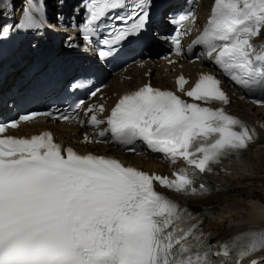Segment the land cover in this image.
I'll return each instance as SVG.
<instances>
[{
	"label": "snow or ice",
	"instance_id": "6c2138e0",
	"mask_svg": "<svg viewBox=\"0 0 264 264\" xmlns=\"http://www.w3.org/2000/svg\"><path fill=\"white\" fill-rule=\"evenodd\" d=\"M148 0H89L85 31L95 33L109 13L124 27L113 26L111 46L144 29ZM30 4L18 27H38ZM189 11L174 23H194ZM132 21V23H128ZM264 30V0H214L210 16L193 45H202L205 55L221 73L246 93L261 95L251 102L264 107V43L255 39ZM9 29L0 30L7 35ZM179 33L172 38L181 52ZM183 75L177 86L184 92ZM203 104L227 105L228 95L221 81L201 74L194 87L184 92ZM92 95H96L95 92ZM83 102L74 106L80 109ZM103 105H91L88 124H105L96 112ZM48 113H31L28 122ZM57 119L70 120L72 114ZM83 124V121H80ZM107 127L98 131L135 152L141 141L154 153L171 162L182 159L199 173L211 172L221 159L239 158L258 140L255 128L229 114L187 102L170 90L145 84L124 94L111 109ZM19 121L0 124V264H241L264 250V228L250 229L228 241L210 243L211 232L203 230L204 218L178 201L155 190L154 182L177 193L203 195L209 189L195 187V176L187 169L174 172L175 179L148 174L119 160L94 154H78L72 147L55 143L51 132L30 138L3 135ZM264 128V123L259 124ZM85 143L92 139L85 134ZM102 142V141H97ZM250 264H264L253 259Z\"/></svg>",
	"mask_w": 264,
	"mask_h": 264
},
{
	"label": "bare ground",
	"instance_id": "6f19581e",
	"mask_svg": "<svg viewBox=\"0 0 264 264\" xmlns=\"http://www.w3.org/2000/svg\"><path fill=\"white\" fill-rule=\"evenodd\" d=\"M71 4L74 0H70ZM210 0H200L199 6L196 8V13L200 14L203 7L201 4L208 5ZM5 5L0 10L1 18L0 22L8 16L10 9L8 8V2L6 0H0ZM73 5V4H72ZM72 8V7H71ZM206 8V6H205ZM66 17L63 21L70 22L76 19L75 9L70 11L68 8ZM71 15V16H70ZM264 41V35L260 40ZM30 46L26 51H30ZM35 50V48H32ZM54 51L57 53L51 57L55 59L53 66L46 67V70L54 69L55 64L64 63L66 66L72 64L65 60L63 51L76 53L67 48L57 46L54 43H50L35 50V58L37 61H41V65L44 66L48 57L52 55ZM23 48H17L15 54H22ZM17 58V57H16ZM27 59L26 54L20 57V61L23 62ZM143 66H131V72H134L136 76L128 81L113 82L110 85V89L122 90L124 88L136 86L145 81L147 76L143 75L147 68L150 69L149 74L150 81L153 84H164L166 82L165 77H158L156 71H160V67H157L154 63H150L149 60L143 61ZM201 62L207 64L208 61L204 57H201ZM57 66V65H56ZM185 69L192 73L199 69H204L198 63L194 64V67L190 69L189 65H185ZM155 71V72H154ZM117 79V77H115ZM239 115L251 119L256 117L258 119H264V107L251 105L244 102L241 99L235 104L228 105ZM47 126L53 129L56 139L63 141H69L72 137L78 135L80 128L76 125L65 123H52L36 121L29 124H22L14 132H28L38 131L41 127ZM81 151L92 149L96 152H106L120 157H126V160L132 161L138 166L144 169L157 168L159 164L152 159H142L140 155L126 156L123 152L113 149L112 147L100 143L85 145L76 143ZM225 164L230 168L229 172L218 173H203L198 174V179L204 181L209 185V191L206 194L199 196L191 195H178V198L187 205L198 210L200 215L204 218L205 222L203 226L208 232H211V237H229L233 238L238 234H243L250 229L264 228V129H258V140L250 147L249 150L243 152V154L236 159H229L225 161ZM213 188H216L214 191ZM257 259L264 262V250H261L254 255L248 256L241 261V264H250V259ZM235 264V262H233Z\"/></svg>",
	"mask_w": 264,
	"mask_h": 264
},
{
	"label": "rangeland",
	"instance_id": "374dc122",
	"mask_svg": "<svg viewBox=\"0 0 264 264\" xmlns=\"http://www.w3.org/2000/svg\"><path fill=\"white\" fill-rule=\"evenodd\" d=\"M0 18H1V15H0ZM213 190H215V188Z\"/></svg>",
	"mask_w": 264,
	"mask_h": 264
}]
</instances>
